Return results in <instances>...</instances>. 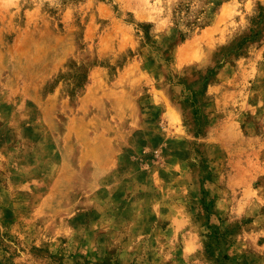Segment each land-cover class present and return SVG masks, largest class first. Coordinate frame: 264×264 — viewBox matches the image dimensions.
I'll return each mask as SVG.
<instances>
[{"label":"rangeland","instance_id":"374dc122","mask_svg":"<svg viewBox=\"0 0 264 264\" xmlns=\"http://www.w3.org/2000/svg\"><path fill=\"white\" fill-rule=\"evenodd\" d=\"M0 264H264V0H0Z\"/></svg>","mask_w":264,"mask_h":264}]
</instances>
